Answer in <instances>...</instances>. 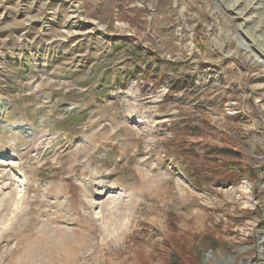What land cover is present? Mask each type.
I'll return each instance as SVG.
<instances>
[{
  "label": "rangeland",
  "instance_id": "obj_1",
  "mask_svg": "<svg viewBox=\"0 0 264 264\" xmlns=\"http://www.w3.org/2000/svg\"><path fill=\"white\" fill-rule=\"evenodd\" d=\"M0 99V264H264V0H0Z\"/></svg>",
  "mask_w": 264,
  "mask_h": 264
},
{
  "label": "trees",
  "instance_id": "obj_2",
  "mask_svg": "<svg viewBox=\"0 0 264 264\" xmlns=\"http://www.w3.org/2000/svg\"><path fill=\"white\" fill-rule=\"evenodd\" d=\"M159 82H160V81L155 80L154 84L157 85V83H159ZM178 83H179V80L177 79V81L174 82V86H175V87H171V88H169V91L172 92V91L174 90V88H176V86L178 85ZM172 88H173V89H172ZM175 90H176V89H175ZM228 180H229V179H228ZM220 181H222V180H219V181H217V182H220ZM172 255L175 257V258H173V262H174V264H184V263H179V261H178L177 256H176L175 253H172ZM198 262H201V261L199 260Z\"/></svg>",
  "mask_w": 264,
  "mask_h": 264
},
{
  "label": "water",
  "instance_id": "obj_3",
  "mask_svg": "<svg viewBox=\"0 0 264 264\" xmlns=\"http://www.w3.org/2000/svg\"><path fill=\"white\" fill-rule=\"evenodd\" d=\"M0 104L1 105L5 104L4 100L0 99Z\"/></svg>",
  "mask_w": 264,
  "mask_h": 264
}]
</instances>
